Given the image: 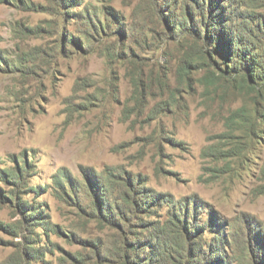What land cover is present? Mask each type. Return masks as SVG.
I'll return each instance as SVG.
<instances>
[{
  "label": "rangeland",
  "instance_id": "374dc122",
  "mask_svg": "<svg viewBox=\"0 0 264 264\" xmlns=\"http://www.w3.org/2000/svg\"><path fill=\"white\" fill-rule=\"evenodd\" d=\"M0 264H264V0H0Z\"/></svg>",
  "mask_w": 264,
  "mask_h": 264
}]
</instances>
